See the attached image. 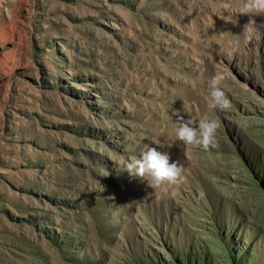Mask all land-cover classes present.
I'll use <instances>...</instances> for the list:
<instances>
[{
  "label": "rangeland",
  "instance_id": "obj_1",
  "mask_svg": "<svg viewBox=\"0 0 264 264\" xmlns=\"http://www.w3.org/2000/svg\"><path fill=\"white\" fill-rule=\"evenodd\" d=\"M243 3L0 0V264H264V13ZM177 113L217 120V147ZM153 146L183 182L122 171Z\"/></svg>",
  "mask_w": 264,
  "mask_h": 264
},
{
  "label": "clouds",
  "instance_id": "obj_2",
  "mask_svg": "<svg viewBox=\"0 0 264 264\" xmlns=\"http://www.w3.org/2000/svg\"><path fill=\"white\" fill-rule=\"evenodd\" d=\"M240 14L264 13V0H244L243 6L239 9ZM243 33L245 41L260 39L257 29L247 23ZM223 77L219 74L213 75L208 81L209 98L208 107L221 111L230 110L231 100L221 87ZM177 116L176 137L185 145L198 146L205 151L217 147L216 133L219 122L211 118L193 120L190 116L185 117L179 113ZM122 171H127L130 176L139 177L146 181L150 188H156L162 183L169 185L183 182V170L176 161L170 162V157L166 152L158 150L156 147H149L142 151L138 158L130 157L124 162Z\"/></svg>",
  "mask_w": 264,
  "mask_h": 264
}]
</instances>
